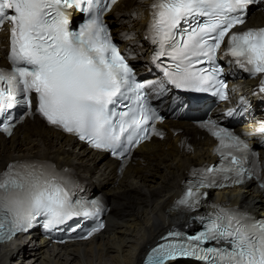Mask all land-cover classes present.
Returning a JSON list of instances; mask_svg holds the SVG:
<instances>
[{
	"label": "snow or ice",
	"instance_id": "snow-or-ice-1",
	"mask_svg": "<svg viewBox=\"0 0 264 264\" xmlns=\"http://www.w3.org/2000/svg\"><path fill=\"white\" fill-rule=\"evenodd\" d=\"M252 2L153 0L146 38L159 45L156 58L166 55L173 61L164 71L167 82L197 92L215 89L226 99L220 91L226 85L217 78L220 69L196 67L213 63L226 37V54L236 64L253 76L264 74V29L232 32L244 23L243 11ZM115 3L117 0H0V26L10 24V70L0 69V132L11 135L17 118L8 110L20 104L30 108L34 95L36 110L49 125L86 140L93 148L123 156L149 138L147 125L155 113L146 106V85L136 82L102 19ZM74 6L89 16L78 31L69 29L67 9ZM160 87L163 90L162 84ZM259 90L264 93V80ZM130 100L132 103H125ZM202 127L220 141L217 151L222 166L204 169L179 201L182 205L195 204L200 188L216 186V173H231L224 179L234 184L242 183L246 175L259 179V164L245 167L250 150L244 140L211 122ZM152 131L160 135L154 128ZM259 133L264 135V126ZM260 187L264 189V183ZM99 211L96 202L91 209L73 204L64 181L47 164L21 161L0 173V240L27 232L39 216L46 217L43 226L51 229ZM102 227L98 225L87 236ZM208 241L225 247L201 249ZM190 255H198L205 264H264V222L220 209L186 243L159 245L147 264H166Z\"/></svg>",
	"mask_w": 264,
	"mask_h": 264
},
{
	"label": "bare ground",
	"instance_id": "bare-ground-1",
	"mask_svg": "<svg viewBox=\"0 0 264 264\" xmlns=\"http://www.w3.org/2000/svg\"><path fill=\"white\" fill-rule=\"evenodd\" d=\"M150 1L120 0L108 16L123 10L128 15L119 27L108 24V28L113 33H132L133 42H141L140 32ZM249 26H264V11L251 16L245 27ZM126 47L143 49L128 42L123 43L122 49ZM161 127L171 131L161 141L152 138L139 146L122 176L116 174V162L75 144L72 138L46 127L38 118L26 120L9 139L0 135V173L18 160L49 161L85 178L110 207L107 227L87 242L63 246L40 242L29 247L19 240L2 247L0 264H141L147 247L162 233L177 226L190 227L189 216L175 212L173 202L183 190L192 167L214 162V142L187 120L166 119ZM215 195L230 206L264 215V196L252 184Z\"/></svg>",
	"mask_w": 264,
	"mask_h": 264
},
{
	"label": "rangeland",
	"instance_id": "rangeland-1",
	"mask_svg": "<svg viewBox=\"0 0 264 264\" xmlns=\"http://www.w3.org/2000/svg\"><path fill=\"white\" fill-rule=\"evenodd\" d=\"M79 18H81V17H79ZM108 18H109V19H112V18H113V16H112V15H110V16H108ZM115 26H116V24H115V23H113V24L111 25V27H112V28H114ZM54 161H55V160H54ZM75 166H77V165H75ZM95 192H98V190H97L96 188H94V193H95ZM26 263H29V262H26ZM26 263H25V264H26ZM176 264H184V263H182V262H179V263H176Z\"/></svg>",
	"mask_w": 264,
	"mask_h": 264
},
{
	"label": "trees",
	"instance_id": "trees-1",
	"mask_svg": "<svg viewBox=\"0 0 264 264\" xmlns=\"http://www.w3.org/2000/svg\"><path fill=\"white\" fill-rule=\"evenodd\" d=\"M191 137H193V134L191 133V134H189Z\"/></svg>",
	"mask_w": 264,
	"mask_h": 264
}]
</instances>
